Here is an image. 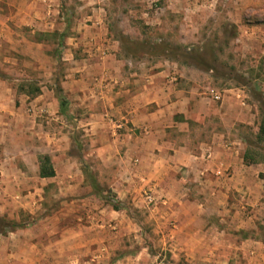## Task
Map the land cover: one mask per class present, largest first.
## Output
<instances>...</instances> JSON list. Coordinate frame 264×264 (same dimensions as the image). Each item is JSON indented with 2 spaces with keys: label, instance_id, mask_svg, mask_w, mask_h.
<instances>
[{
  "label": "crops",
  "instance_id": "obj_1",
  "mask_svg": "<svg viewBox=\"0 0 264 264\" xmlns=\"http://www.w3.org/2000/svg\"><path fill=\"white\" fill-rule=\"evenodd\" d=\"M216 1L141 0L136 10L109 19L119 10L114 0H76L69 8L66 0H0V58L10 50L36 55L22 46L23 30L58 31L63 52L75 64L60 89L69 107L87 114L81 122L88 147L112 174L115 198L150 191L140 200L154 204L157 219L177 220V255L190 263L202 258V251L227 249L219 241L230 234L225 225L240 231L238 205L232 211L228 199L264 171L263 163L245 158L249 145L239 129L248 120L244 90L215 91L214 69L172 52L177 40H199L197 12ZM71 19L75 32L67 34ZM179 48L191 53L198 46ZM8 79L0 74V138L13 127L33 128L36 115L21 124L27 105L35 113L56 107V118L64 119L52 91L17 95ZM50 133V139L58 138Z\"/></svg>",
  "mask_w": 264,
  "mask_h": 264
},
{
  "label": "rangeland",
  "instance_id": "obj_2",
  "mask_svg": "<svg viewBox=\"0 0 264 264\" xmlns=\"http://www.w3.org/2000/svg\"><path fill=\"white\" fill-rule=\"evenodd\" d=\"M140 1L114 0L119 10L111 11L109 19L136 10ZM256 1L217 0L210 8L202 7L197 12L199 40H177L172 52L185 62L188 55H196L200 67H213L215 91L244 90L247 107L243 109L248 120L240 123L239 129L249 145L248 161L264 164V140L256 139L264 119L259 101L264 99V0ZM66 3L68 8L74 7L76 0ZM71 23L67 34L75 32L74 20ZM58 34L57 30L50 35L23 30L26 42L22 46L36 54L33 58L2 51L7 57L0 58V74L9 78L17 95L22 90L33 95L37 89L40 94L42 88L43 92L52 91L57 99L64 75L75 65L63 52L65 46ZM33 41L43 45L34 46ZM191 45L198 46L191 53L179 48ZM69 104L64 119L56 118V107L35 113L27 105L21 124L36 115L33 128L19 131L12 126L0 138V218L5 223L0 232V264H264V171L228 199L234 204L232 211L238 205L235 212L240 231L231 229L234 224L230 222L225 225L230 234L221 235L219 241L226 242L227 249L202 251L203 257L190 263L177 255V220L157 219L154 204L140 200L150 191H141V196L134 193L133 199L115 198L110 187L112 174L88 147L90 141L81 122L87 114ZM45 117L52 119L46 123ZM48 131L58 138L47 137ZM43 156L49 157L54 177L39 176ZM83 170L98 182L102 195L91 188L89 180L82 181ZM106 200L120 204L121 209L113 210Z\"/></svg>",
  "mask_w": 264,
  "mask_h": 264
},
{
  "label": "trees",
  "instance_id": "obj_3",
  "mask_svg": "<svg viewBox=\"0 0 264 264\" xmlns=\"http://www.w3.org/2000/svg\"><path fill=\"white\" fill-rule=\"evenodd\" d=\"M198 57V56H197ZM196 57V55H188V57H186L185 60L189 61V59H192L194 61H198V58ZM208 68L213 69L211 66H208ZM38 93L39 90H35V93ZM56 98L59 101V110L61 112V114L66 115V111H67V105H68V101L66 100V98L63 96L61 89H59L56 92ZM261 103V107L263 108V110H261V112H264V99L259 100ZM256 139L258 141H263L264 140V119L262 120L260 126H259V131L258 134L256 136ZM245 158H248V155H245ZM88 172V171H87ZM83 173L85 175V181L89 180L90 182V186L92 189H97V194L98 195H102L101 193L103 192L98 184V182L92 178L91 174L86 175V171L83 170ZM55 172L53 169V166L51 164V161L49 159V157L47 156H43L41 158L40 161V165H39V176L41 178H50V177H54ZM107 201V200H106ZM107 204H109L113 210L118 211L121 209L120 204L116 203V202H111V201H107ZM0 226H1V230L0 232H3L5 230V223L3 222V220L0 218ZM13 227L17 228L18 225L13 224Z\"/></svg>",
  "mask_w": 264,
  "mask_h": 264
},
{
  "label": "built area",
  "instance_id": "obj_4",
  "mask_svg": "<svg viewBox=\"0 0 264 264\" xmlns=\"http://www.w3.org/2000/svg\"><path fill=\"white\" fill-rule=\"evenodd\" d=\"M214 99H215V100H218V99H219V97H218V96H215V97H214Z\"/></svg>",
  "mask_w": 264,
  "mask_h": 264
}]
</instances>
